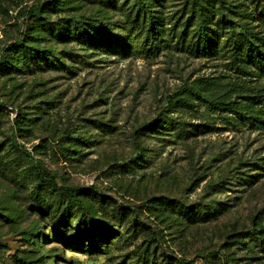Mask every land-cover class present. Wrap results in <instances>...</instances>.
<instances>
[{
  "label": "rangeland",
  "instance_id": "rangeland-1",
  "mask_svg": "<svg viewBox=\"0 0 264 264\" xmlns=\"http://www.w3.org/2000/svg\"><path fill=\"white\" fill-rule=\"evenodd\" d=\"M18 42L70 71L12 60ZM8 49L0 264H264V0H0ZM38 166L64 192L39 200Z\"/></svg>",
  "mask_w": 264,
  "mask_h": 264
},
{
  "label": "trees",
  "instance_id": "trees-1",
  "mask_svg": "<svg viewBox=\"0 0 264 264\" xmlns=\"http://www.w3.org/2000/svg\"><path fill=\"white\" fill-rule=\"evenodd\" d=\"M39 6L40 5H37V6H35V8L29 9L28 12H26L24 15L27 16V15L30 14V17H34L37 20L42 19L40 17L41 10H40ZM37 8H39V9H37ZM40 21L41 22H39V25H41V28H43V29L46 28V31L50 34V36L47 35L48 38L45 37V35H44L41 40H45L46 42H52V39H53L54 34H55L56 35L55 36L56 37L55 40L59 41L60 43H63V37L65 36V33L60 27L55 26L52 23H50L49 21H45L44 19H42ZM72 24H73V26H75V29L77 30L80 25L81 26L84 25V22H83L82 19H80L79 21L78 20L77 21L72 20ZM92 27H94V26H92ZM52 44L53 43H50L48 45L49 48H41V50L34 48L35 49L34 50V49L30 48L29 45L25 44V42H18L15 47H19L18 51L22 50L21 51V56L22 57H19V59H17V57H14V58H12V60H14L16 62H21V64H23V63L27 64L28 63L27 61H28L29 58H32V59L35 58V64H36V66L38 68H41V69L48 68V69H51V70L52 69L53 70L54 69H56V70H64L62 68L66 67V69L68 71H70L69 66H66L64 64V61L62 60L63 58L59 57L61 55L57 54L56 51L52 50ZM11 51L12 50L8 49L7 50V54L4 57H1L0 64L8 65L10 63L8 61V54ZM71 56L72 55L69 56L70 60H72ZM39 66H41V67H39ZM257 66L259 67L260 70L261 69L264 70V60L261 59V57L257 58ZM17 68H18V66H17ZM47 71H50V70H47ZM180 92L181 93L189 92L191 95H193V97L197 101L199 100L202 103H205L207 106L208 105L209 106L210 105H216V107H218L219 110H221L222 112H227V111L231 112V110H234V109L229 110V108L231 107L232 103L226 102V101H217L214 98H210L209 99L208 97L203 96V95L199 94L198 92H195L192 88H185V89L181 90ZM255 97L257 99H261V101L264 102V96H253L252 98L254 99ZM169 123L170 124H175V123L172 122V120H168L166 122V124H169ZM147 127H150V126H145L144 129L147 128ZM98 142L99 141H97V143ZM59 152L63 154V152L61 150ZM34 170L36 171L37 177L39 179V183L38 182L36 183L37 190L35 192V194L39 198V200L45 201L42 198V196H40V191H41L42 187H46L45 189H47L49 191H53L55 193H59V194H61V192H64V189H62L61 187L57 186L56 179L53 176H51L49 173L43 171L42 168L40 169L39 166L36 167ZM67 194H70V193H68V191H67ZM70 197H72V195ZM70 200H71V202H73V199H70ZM71 202H70V204H71ZM79 215H80V219H79V223L77 224L78 226H77L76 230L80 232V235H81L82 238H84V240H87V237H88V239L93 240L96 237V235H97V225H94L93 227H91V230L88 233L81 231V230H84V229H80V228H81V226L83 224H84L83 226H86V227L88 225H90V223H91V225L92 224H96V223L103 224L102 220L99 221L96 218L89 217L88 215H86V212L81 210V208H79ZM254 225H255L254 229H256V231H259L260 228H261V225H258L256 222L254 223ZM102 229H104L103 226H102ZM102 233H104V232H101V234ZM102 236H104V235L102 234ZM177 264H185V263L182 260V261H179Z\"/></svg>",
  "mask_w": 264,
  "mask_h": 264
}]
</instances>
